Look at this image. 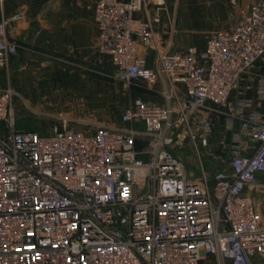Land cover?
<instances>
[{"label": "built area", "instance_id": "built-area-1", "mask_svg": "<svg viewBox=\"0 0 264 264\" xmlns=\"http://www.w3.org/2000/svg\"><path fill=\"white\" fill-rule=\"evenodd\" d=\"M165 3L96 1L114 78L159 99L135 97L119 124L63 117L49 135L20 130L16 93L0 87V264H264V214L248 194L264 173V0L183 50L157 28ZM23 19L0 20L1 70ZM243 80L253 97L236 96ZM216 119L232 133L230 160L210 178L202 155ZM186 144L196 174L176 156Z\"/></svg>", "mask_w": 264, "mask_h": 264}, {"label": "rangeland", "instance_id": "rangeland-1", "mask_svg": "<svg viewBox=\"0 0 264 264\" xmlns=\"http://www.w3.org/2000/svg\"><path fill=\"white\" fill-rule=\"evenodd\" d=\"M232 12H236V8L225 1L224 8L215 12L217 17L211 13L210 19L214 26L205 32L188 26L175 27V31L178 30L175 33V49L204 47L210 32L224 25L219 24V18L229 20ZM9 68L5 73L0 70V87L10 85L16 93L14 108L17 126L20 130H38L42 135L51 134L56 118L64 117L87 123H76L79 127L98 123L119 124L123 112L133 105L136 93L145 92L136 85L116 80L111 60L96 66L76 60L62 62L52 54L39 52L32 67L26 64L18 71H13L11 66ZM6 75L9 77L7 81ZM76 81L81 86L74 85ZM176 156L189 171L200 172L197 157L189 144L177 148ZM209 158L208 162L203 156V162L205 173L211 178L229 163L230 153L223 145ZM205 263L215 264L213 258H208Z\"/></svg>", "mask_w": 264, "mask_h": 264}, {"label": "crops", "instance_id": "crops-1", "mask_svg": "<svg viewBox=\"0 0 264 264\" xmlns=\"http://www.w3.org/2000/svg\"><path fill=\"white\" fill-rule=\"evenodd\" d=\"M96 1L5 0L3 11L0 10V20L3 15L10 17L19 12L24 13L22 21L17 24H11L8 28L10 34L15 37L18 43L17 54L12 58L10 63L11 69L18 71L26 64L28 66L30 64V67H32V62L39 52L52 54L55 59L62 62L76 60L96 66L101 65L105 60H110L109 57L100 55L97 49ZM225 1L227 2V0H165L162 22L157 28L172 42L173 49L176 50L174 42H176L177 36L175 37V33L178 30L175 31V27L188 26L199 30V32L207 31L214 26L210 15L213 14L217 17L215 12L219 8H224ZM255 1L238 0V6L235 7L236 12L239 13L246 4H251ZM149 8L152 13L156 11L154 4H150ZM231 23L232 20L230 18L226 21L225 18H219V24H224L219 30L227 28ZM151 59L152 56H150ZM1 71L5 73L6 70ZM7 78L9 77L6 75V81ZM76 82L74 85L81 86L79 81ZM179 87L180 91L184 92L183 86ZM136 94V97L142 96L147 100H159L146 92ZM236 96L248 98L254 96L249 80H243L241 90ZM236 96H234L232 102L235 101ZM255 108L264 112V107L259 108L255 106ZM133 126L141 128L140 124H134ZM231 136L232 133L226 130L223 120L216 119L214 130L209 137L210 147L208 151L204 150L202 162L203 156L209 162L210 154L216 153L223 145H225L228 151ZM203 166L205 169L204 162ZM189 172L192 174L197 173L194 171ZM258 177L260 184L251 187L248 190V194L254 199L257 209L264 214V173Z\"/></svg>", "mask_w": 264, "mask_h": 264}]
</instances>
